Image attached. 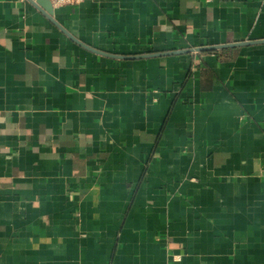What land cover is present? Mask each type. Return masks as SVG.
Returning a JSON list of instances; mask_svg holds the SVG:
<instances>
[{
	"label": "crops",
	"instance_id": "1",
	"mask_svg": "<svg viewBox=\"0 0 264 264\" xmlns=\"http://www.w3.org/2000/svg\"><path fill=\"white\" fill-rule=\"evenodd\" d=\"M52 21L0 0V264H264V0Z\"/></svg>",
	"mask_w": 264,
	"mask_h": 264
},
{
	"label": "water",
	"instance_id": "2",
	"mask_svg": "<svg viewBox=\"0 0 264 264\" xmlns=\"http://www.w3.org/2000/svg\"><path fill=\"white\" fill-rule=\"evenodd\" d=\"M29 3H31L33 6H35L36 8H38L39 11L43 12L45 17H47L51 22L52 21V6L51 3L49 2V0H27ZM54 23V22H53ZM55 24V23H54ZM56 25V24H55ZM57 26V25H56ZM58 27V26H57ZM60 28V27H58ZM61 29V28H60ZM62 30V29H61ZM62 32L64 34H66L69 38L73 39L71 36H69L64 30H62ZM81 45V44H80ZM82 46V45H81ZM233 46V45H232ZM84 48H86L85 46H83ZM223 47H227V46H223ZM214 48H210V47H206V48H199L197 50V52H202V51H209L210 49H215ZM88 49V48H86ZM90 50V49H89Z\"/></svg>",
	"mask_w": 264,
	"mask_h": 264
},
{
	"label": "built area",
	"instance_id": "3",
	"mask_svg": "<svg viewBox=\"0 0 264 264\" xmlns=\"http://www.w3.org/2000/svg\"><path fill=\"white\" fill-rule=\"evenodd\" d=\"M86 0H49L53 7L58 8L66 5H77Z\"/></svg>",
	"mask_w": 264,
	"mask_h": 264
}]
</instances>
